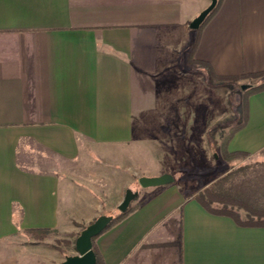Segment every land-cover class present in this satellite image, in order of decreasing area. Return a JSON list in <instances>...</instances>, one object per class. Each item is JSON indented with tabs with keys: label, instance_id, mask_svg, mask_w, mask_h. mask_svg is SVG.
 <instances>
[{
	"label": "crops",
	"instance_id": "obj_1",
	"mask_svg": "<svg viewBox=\"0 0 264 264\" xmlns=\"http://www.w3.org/2000/svg\"><path fill=\"white\" fill-rule=\"evenodd\" d=\"M209 3L0 0V264L62 261L72 252L28 230H54L75 249L84 226L113 216L108 201L169 166L140 138H207L219 80L226 100L264 80L248 75L264 73V0H221L191 29ZM232 113L240 124L207 145L213 174L147 187L96 236L101 264H264V89ZM204 189L237 202L233 213L206 208Z\"/></svg>",
	"mask_w": 264,
	"mask_h": 264
},
{
	"label": "rangeland",
	"instance_id": "obj_2",
	"mask_svg": "<svg viewBox=\"0 0 264 264\" xmlns=\"http://www.w3.org/2000/svg\"><path fill=\"white\" fill-rule=\"evenodd\" d=\"M211 1V0H210ZM251 80V79H249ZM221 80H219V109H218V119L214 120L212 122V125L210 126L208 130V136L207 138L205 136H186V137H178V136H161V137H146L143 138L145 141L149 140L154 142H151L149 148L147 145H144L142 148L145 152H147V149L150 151H153L155 155H161L162 160L166 161L167 157L169 158V161H166V164L169 165L166 169L162 170V173H171L174 177V181L176 183H181L182 181H188L191 178L199 177V183L201 184L200 179L202 180L201 176L203 175H210L213 174L215 171L214 168H212V164L214 163V155L212 150L209 149L208 146H213V139L212 137L221 136V134L227 129L228 125L231 126L232 130L236 125H239L242 120V115L235 117V115L232 113L240 110L241 112H244V89L241 88L239 85H235V88H233L230 93H228L227 100L225 99V95L222 93L223 89L221 88ZM235 94L237 96H235ZM230 107V108H229ZM232 111H231V110ZM143 124V126H142ZM146 122H140V129L146 128ZM193 128L199 130L201 129L200 126H194ZM202 130V129H201ZM226 138V137H225ZM146 144V143H145ZM143 145V144H140ZM208 145V146H207ZM147 148V149H146ZM141 149V148H140ZM141 151V150H140ZM221 156H224L223 150L220 149ZM219 152L216 153V156H219ZM150 155H145L144 158H142L144 161L151 162ZM225 157V156H224ZM154 160V159H153ZM157 164V162H155ZM155 171H161V169H154ZM153 170V171H154ZM147 171L146 169H139V173ZM161 173V174H162ZM160 175V174H159ZM140 176H143L140 174ZM138 176V178L140 177ZM210 177V176H209ZM208 178V177H206ZM204 181L205 178H203ZM203 181V182H204ZM171 182V183H173ZM170 183V184H171ZM184 182H182L183 184ZM189 184V183H188ZM192 184H195L194 181ZM125 189V188H124ZM127 189H130L132 192H137L138 194L135 195L130 201V206H136L138 203H140L142 200H144L147 197V193H144V190L146 188H143L139 185L138 179L136 178L134 182L127 186ZM126 189V190H127ZM126 190H124L126 192ZM123 192V194H125ZM120 197L122 199L123 197ZM112 196L115 199L118 198V193L115 191L113 193L110 192V199H112ZM117 202L118 200H110L107 202V205H113V207H107L106 211L111 213L114 217L118 216L119 210L117 208ZM115 205V206H114ZM85 227V226H84ZM83 229V228H82ZM28 237H34L39 236L41 239H52L53 242L56 244V246L60 250L64 251H70L72 254H75L76 251L71 246V241L68 240L66 237H56V231L54 230H48L46 232H42L41 234H32L28 233Z\"/></svg>",
	"mask_w": 264,
	"mask_h": 264
},
{
	"label": "water",
	"instance_id": "obj_3",
	"mask_svg": "<svg viewBox=\"0 0 264 264\" xmlns=\"http://www.w3.org/2000/svg\"><path fill=\"white\" fill-rule=\"evenodd\" d=\"M216 3L217 0H211L209 5L190 21L189 27L191 29H198L209 12L215 7ZM246 87V84L241 86L242 89ZM173 181L174 177L171 173H162L155 176L143 175L138 178V183L143 188L166 185ZM136 194L137 192H132L130 189H127L122 201L117 206L118 210L120 212L125 211L131 199L135 197ZM111 218L112 216L109 215H100L94 221L87 224L74 241L76 253L66 255L62 261L56 264H96V256L92 249V238L104 230Z\"/></svg>",
	"mask_w": 264,
	"mask_h": 264
},
{
	"label": "trees",
	"instance_id": "obj_4",
	"mask_svg": "<svg viewBox=\"0 0 264 264\" xmlns=\"http://www.w3.org/2000/svg\"><path fill=\"white\" fill-rule=\"evenodd\" d=\"M221 0H217V3L215 5V7L209 12V14L206 16V18L204 19V21L201 23V25L199 26V28L197 30H200V28L203 26V24L208 20V18L215 12V10L217 9L218 5L220 4ZM197 40L194 39L191 43H190V52L192 53V51L194 50L195 46H196ZM193 61L199 62V63H204V61L201 60H197L192 58ZM263 72H256V73H251L248 74L251 77H256V76H260L263 75ZM264 89V80L257 82L256 84L253 85H249L244 89V110L246 108V104H247V97L249 94L260 91ZM225 157H242L245 155V153H241V152H233V153H227V152H223ZM197 200L199 202H201L206 208H208L209 210H212L214 212H222V213H229L232 214L233 212L231 211V208L229 209L228 206L233 207L234 205H238L237 202L232 201V200H228L226 198L223 197H219L214 195L213 193H211L208 189H204L203 191H201L198 195H197ZM212 203H219L222 206L217 207V208H213L211 205ZM134 206H130L128 205L127 209L123 212H119L118 216L114 217L112 216L111 220L109 221V223L106 225V227L104 228V230L106 228H108L109 226H111L112 224H114L115 222H117L118 220H120L123 216H125L130 210H132ZM246 223H253L254 221L250 218L247 217ZM48 231L47 229H31L28 230L29 233L32 234H41L42 232H46ZM37 239H41V237L39 236H35ZM96 236H94L92 238V249L94 251V254L96 256V264H101L102 263V259L101 256L96 248V245L94 244V240H95Z\"/></svg>",
	"mask_w": 264,
	"mask_h": 264
}]
</instances>
